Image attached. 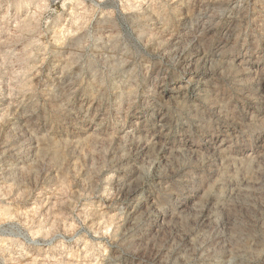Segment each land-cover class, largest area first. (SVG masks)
Returning a JSON list of instances; mask_svg holds the SVG:
<instances>
[{"label":"clouds","instance_id":"1","mask_svg":"<svg viewBox=\"0 0 264 264\" xmlns=\"http://www.w3.org/2000/svg\"><path fill=\"white\" fill-rule=\"evenodd\" d=\"M0 264H264V0H0Z\"/></svg>","mask_w":264,"mask_h":264},{"label":"rangeland","instance_id":"2","mask_svg":"<svg viewBox=\"0 0 264 264\" xmlns=\"http://www.w3.org/2000/svg\"><path fill=\"white\" fill-rule=\"evenodd\" d=\"M19 2H22V0H19Z\"/></svg>","mask_w":264,"mask_h":264}]
</instances>
